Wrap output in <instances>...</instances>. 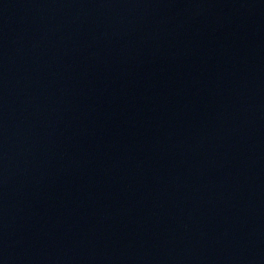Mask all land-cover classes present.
Listing matches in <instances>:
<instances>
[{"label":"water","instance_id":"95a60500","mask_svg":"<svg viewBox=\"0 0 264 264\" xmlns=\"http://www.w3.org/2000/svg\"><path fill=\"white\" fill-rule=\"evenodd\" d=\"M0 264H264V0H0Z\"/></svg>","mask_w":264,"mask_h":264}]
</instances>
